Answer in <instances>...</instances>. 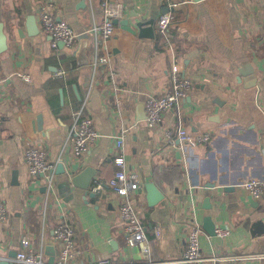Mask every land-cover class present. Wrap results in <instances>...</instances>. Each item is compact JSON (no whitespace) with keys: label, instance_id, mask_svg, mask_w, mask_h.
<instances>
[{"label":"crops","instance_id":"0c3cea01","mask_svg":"<svg viewBox=\"0 0 264 264\" xmlns=\"http://www.w3.org/2000/svg\"><path fill=\"white\" fill-rule=\"evenodd\" d=\"M50 1L56 17L80 36L75 48L60 45L58 55L37 18ZM112 2L119 9L115 34L98 43L88 31L104 20L103 0H0V181L8 210L0 223V257L20 251L27 237L47 264L55 262L62 245L53 230L64 220L77 231L78 264H188L194 212L204 231V264H264V195L255 199L241 186L264 180V0ZM167 13L172 24L161 33L157 20ZM98 54L107 63L94 67ZM175 64L192 82L179 108L197 142L186 152L176 138V109L159 126L145 122V102L171 89ZM19 73L30 74L31 82ZM80 110L100 136L74 158L69 136ZM122 131L118 147L112 136ZM25 138L40 140L57 163L51 191L41 176L29 174ZM119 153L142 185L134 200L147 242L135 247L118 218L116 195L93 190L95 180L113 178ZM87 168L94 169L89 187L74 184ZM148 184L162 194L156 202ZM206 217L219 228L230 226L231 234L210 235Z\"/></svg>","mask_w":264,"mask_h":264},{"label":"built area","instance_id":"2783aa9c","mask_svg":"<svg viewBox=\"0 0 264 264\" xmlns=\"http://www.w3.org/2000/svg\"><path fill=\"white\" fill-rule=\"evenodd\" d=\"M104 20L100 25H94L88 33L93 35L99 43L105 41L115 34L114 20L119 14L117 5L112 0H103ZM175 6V5H174ZM55 4L50 1L43 4L38 13V21L42 32L51 37L52 48L58 55L60 53V45L65 48H75L80 41V36L73 28L64 20H60L55 15ZM172 24V17L169 13L161 15L157 20V28L161 33H165ZM107 63L105 56L99 54L95 57L93 65L98 67ZM65 71H60L59 75ZM26 82H31V76L28 73H19L17 75ZM172 86L171 89L162 96H152L145 102L146 124L149 127L159 126L163 122L166 111L176 109L178 116V128L176 130V138L179 140V147L186 152L189 148L197 146V142L191 136L182 124L179 108L180 103L185 99L192 90L191 80L183 74L178 64L172 68ZM74 125L70 132V141L74 158L83 157L90 149L91 143L95 142L100 134L97 131L94 120L90 115L84 114L80 110L74 114ZM125 132L114 135L116 145L122 147L124 144ZM166 139L174 146V140L170 132L166 133ZM24 159L28 166L29 174L33 178L42 177L46 180L47 190L51 191L55 181V171L57 163L49 159L48 152L40 140L25 138ZM2 156L0 152V166ZM115 164L118 166L113 178L109 181L102 179L95 180L93 190L95 192L111 191L117 197V211L120 222L124 224V230L127 235L129 246L135 247L145 244L147 237L145 229L140 221L136 202L134 200L136 193L141 189L142 185L136 172L128 169L124 156L119 153L115 155ZM242 188L253 198L257 199L264 195V180L248 179L242 183ZM8 219V210L2 199V183L0 181V223L5 224ZM190 228L188 231L187 245L184 252V262L188 264H204L207 260L203 257L200 246V237L203 228L198 221L197 213L191 215ZM216 235L220 238L229 236L232 232L231 227L216 228ZM54 237L58 240L62 247L57 260L54 264H78V252L74 249L76 229L66 221H60L55 226ZM148 251L149 247L144 246ZM3 258L0 257V260ZM14 264H47L43 258V250L36 249L29 238L22 239V248L17 252L13 259ZM97 264H112L108 260H101Z\"/></svg>","mask_w":264,"mask_h":264},{"label":"water","instance_id":"95a60500","mask_svg":"<svg viewBox=\"0 0 264 264\" xmlns=\"http://www.w3.org/2000/svg\"><path fill=\"white\" fill-rule=\"evenodd\" d=\"M195 1H199V0H195ZM32 19H35V16H32L31 17V20ZM146 24H152V21L150 22H147V23H143V22H139L138 23V27L142 28L144 27ZM5 48V40H4V36L2 34H0V51H2L3 49ZM248 80L247 81H250V84L249 85H254L256 83V77L254 76V74L251 75V77H248L247 78ZM145 118H146V115H145ZM40 117H38V123H39V126H40ZM58 170H62L64 172V168L62 165H59L58 166ZM94 174V169L93 168H87L85 171L82 172V174L78 175V176H75L73 182L74 184H77L83 188H88L89 185H90V182H88L89 180V177L93 176ZM86 177V179H85ZM85 179V183L82 184L80 183L81 180ZM88 182V183H87ZM147 188L149 190V192L154 195V202H156L158 199L161 198V195H160V192L159 190L155 187L154 184H148L147 185ZM216 228L217 226L213 223V221L211 220L210 217H206L205 220H204V229L212 236H214L216 234ZM16 254L17 252L13 253L10 255L9 258H6V259H2L0 260V264H14V261L13 259L16 257ZM52 263L50 264H54V260L51 261Z\"/></svg>","mask_w":264,"mask_h":264}]
</instances>
